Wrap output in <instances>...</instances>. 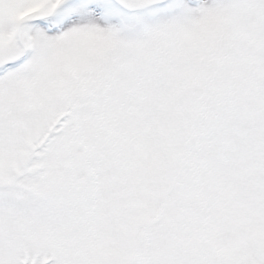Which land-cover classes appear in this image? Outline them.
Returning a JSON list of instances; mask_svg holds the SVG:
<instances>
[{
	"label": "snow or ice",
	"instance_id": "snow-or-ice-1",
	"mask_svg": "<svg viewBox=\"0 0 264 264\" xmlns=\"http://www.w3.org/2000/svg\"><path fill=\"white\" fill-rule=\"evenodd\" d=\"M0 264H264V0H0Z\"/></svg>",
	"mask_w": 264,
	"mask_h": 264
}]
</instances>
